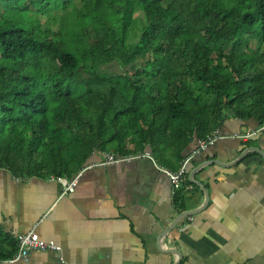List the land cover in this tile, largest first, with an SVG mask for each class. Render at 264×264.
I'll list each match as a JSON object with an SVG mask.
<instances>
[{
	"label": "trees",
	"instance_id": "1",
	"mask_svg": "<svg viewBox=\"0 0 264 264\" xmlns=\"http://www.w3.org/2000/svg\"><path fill=\"white\" fill-rule=\"evenodd\" d=\"M68 1L58 30L59 3L0 17V167L72 178L96 154L148 150L178 170L229 117L264 125V0Z\"/></svg>",
	"mask_w": 264,
	"mask_h": 264
},
{
	"label": "crops",
	"instance_id": "2",
	"mask_svg": "<svg viewBox=\"0 0 264 264\" xmlns=\"http://www.w3.org/2000/svg\"><path fill=\"white\" fill-rule=\"evenodd\" d=\"M220 130L206 149L197 152L196 141L186 149L182 207L148 150L107 164L108 153L96 154L66 193L51 176L0 167V264H264V156L254 150L264 151V125L231 116ZM183 211L192 214L166 232ZM31 230L61 250L8 261L18 251L15 233Z\"/></svg>",
	"mask_w": 264,
	"mask_h": 264
},
{
	"label": "built area",
	"instance_id": "3",
	"mask_svg": "<svg viewBox=\"0 0 264 264\" xmlns=\"http://www.w3.org/2000/svg\"><path fill=\"white\" fill-rule=\"evenodd\" d=\"M221 130H214L206 139L198 140L197 152L206 149L209 145L213 144L217 138L221 136ZM149 154V153H148ZM150 155V154H149ZM134 158L131 155H120L115 152L107 154L106 159L102 162L103 164L115 163L119 161L129 160ZM191 157L184 159L182 165L178 170H171L170 168H164L167 175L170 177L175 192L183 185L186 180L187 166ZM80 174L74 175L72 178H66L63 176H54L51 178L58 181L63 186V193L71 192L75 190L76 185L79 182ZM15 238L18 244V251L16 254L8 258L10 262L16 261L22 258H28L33 250H46L52 249L56 251L61 250V246L54 240H46L42 238L37 231L31 230L26 233H15Z\"/></svg>",
	"mask_w": 264,
	"mask_h": 264
},
{
	"label": "rangeland",
	"instance_id": "4",
	"mask_svg": "<svg viewBox=\"0 0 264 264\" xmlns=\"http://www.w3.org/2000/svg\"><path fill=\"white\" fill-rule=\"evenodd\" d=\"M1 1V0H0ZM28 0H19V6L16 8L13 7H9L6 5V3L1 2L5 5V7L0 8V17L5 18V21H7L8 23H20V24H24L25 21L27 23H35V19H31L29 15H25L27 14V11H24L22 8L24 7L25 3ZM66 2H69L68 0H35V10L38 9V7H42L40 5H43V7H45L46 9L49 8L50 5H57L59 3V7H61L59 10H55L54 14H57V21H53L51 22V25L53 27V29L58 30L59 26H60V15H62L63 13H65L64 10V4ZM76 3V4H75ZM83 4V0H72L71 1V5L68 7V11H74L76 10V7H80ZM47 5V6H45ZM83 6H81L82 8ZM30 15H33L34 18H36V16L33 14V12H30ZM63 17V16H62ZM48 19L47 15H43L41 16V20L42 22H46ZM69 22H73V18H70L69 20H67ZM70 24V23H69ZM70 26H72V24H70ZM252 46L255 45V41L252 40L251 41ZM114 70H119L118 65L115 63L113 64V67H111Z\"/></svg>",
	"mask_w": 264,
	"mask_h": 264
},
{
	"label": "water",
	"instance_id": "5",
	"mask_svg": "<svg viewBox=\"0 0 264 264\" xmlns=\"http://www.w3.org/2000/svg\"><path fill=\"white\" fill-rule=\"evenodd\" d=\"M249 149H254V148L249 147V148L244 149L234 160L231 161V164H230V162L228 164L229 165H233V164L237 163L239 160H241L244 157V155L246 154V152ZM254 150H257L258 152H260L264 156V151L263 150H261V149H254ZM213 162L223 165V163L221 162V160L215 159V160H213ZM201 167H202L201 165H198L195 168H193V170L191 171V174H194ZM191 214H192L191 211H183V212H181L176 217V219L172 222V224L166 229V232L170 231L174 226H176L180 219H182L185 216L191 215ZM180 258H181V256H180ZM176 264H179V263L177 262Z\"/></svg>",
	"mask_w": 264,
	"mask_h": 264
}]
</instances>
